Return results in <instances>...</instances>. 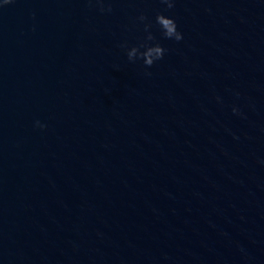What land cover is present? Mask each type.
<instances>
[{"label":"water","instance_id":"water-1","mask_svg":"<svg viewBox=\"0 0 264 264\" xmlns=\"http://www.w3.org/2000/svg\"><path fill=\"white\" fill-rule=\"evenodd\" d=\"M172 2L0 9V264H264V0Z\"/></svg>","mask_w":264,"mask_h":264},{"label":"clouds","instance_id":"clouds-1","mask_svg":"<svg viewBox=\"0 0 264 264\" xmlns=\"http://www.w3.org/2000/svg\"><path fill=\"white\" fill-rule=\"evenodd\" d=\"M160 2L162 4H165L167 6V9H172L174 7L172 0H160ZM12 3H14V0H2V3H0V9ZM96 3L100 5L101 12L112 11L111 6H109L107 9L104 8L103 0H96ZM138 19L141 22H144L147 20V17L141 15L138 17ZM155 22L159 26L162 36L165 39H174L176 42H179L183 39L182 34L177 31V25L174 19L168 18L163 14H157ZM151 27L152 25L150 23H146L144 26V31L147 33V36L145 37L144 41L138 46L132 47L127 51V57L130 62L134 63L138 59L142 60L146 68L152 67L154 63L163 59L165 52L167 51L159 43H153L155 41V37L150 31ZM121 47L127 48L128 46L127 44H122ZM141 49H143V51H141ZM146 75H150V73H146ZM237 95L239 94L237 93ZM232 111L235 115L240 114L239 109L236 107H233ZM36 126L41 129L45 127V125H41L39 122H37Z\"/></svg>","mask_w":264,"mask_h":264}]
</instances>
